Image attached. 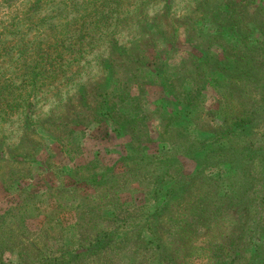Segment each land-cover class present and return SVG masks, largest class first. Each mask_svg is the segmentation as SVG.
I'll return each instance as SVG.
<instances>
[{"label":"rangeland","instance_id":"374dc122","mask_svg":"<svg viewBox=\"0 0 264 264\" xmlns=\"http://www.w3.org/2000/svg\"><path fill=\"white\" fill-rule=\"evenodd\" d=\"M0 264H264V0H0Z\"/></svg>","mask_w":264,"mask_h":264},{"label":"trees","instance_id":"16d2710c","mask_svg":"<svg viewBox=\"0 0 264 264\" xmlns=\"http://www.w3.org/2000/svg\"><path fill=\"white\" fill-rule=\"evenodd\" d=\"M237 65L238 68L236 71L239 75L233 78L232 81L234 84H237L238 81H240V78H243V81H247L248 77L252 78L254 76V72L258 73L259 71L258 68L253 66V62L250 60L248 53H246L245 56L238 61ZM232 81H230L229 84H232Z\"/></svg>","mask_w":264,"mask_h":264}]
</instances>
